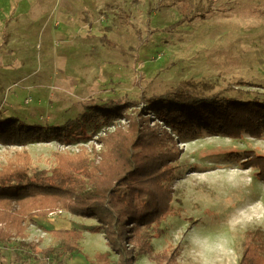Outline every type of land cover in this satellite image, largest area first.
I'll use <instances>...</instances> for the list:
<instances>
[{
  "label": "rangeland",
  "instance_id": "1",
  "mask_svg": "<svg viewBox=\"0 0 264 264\" xmlns=\"http://www.w3.org/2000/svg\"><path fill=\"white\" fill-rule=\"evenodd\" d=\"M177 89L264 101V0H0V120L52 132L25 145L0 135V172L52 175L60 155L96 165L99 137L115 127L98 106L130 104L116 123L146 118L171 132L164 148L180 151L165 181L174 213L140 229L153 254L171 256L163 264H239L252 234L264 256V180L244 164L251 151L264 155V131H173L151 106ZM32 220L23 237L0 242V264H90L110 248L92 232L95 218L57 207ZM69 228L83 232L75 254L51 233ZM135 264L159 263L137 253Z\"/></svg>",
  "mask_w": 264,
  "mask_h": 264
},
{
  "label": "trees",
  "instance_id": "2",
  "mask_svg": "<svg viewBox=\"0 0 264 264\" xmlns=\"http://www.w3.org/2000/svg\"><path fill=\"white\" fill-rule=\"evenodd\" d=\"M152 103L158 119L179 133L202 129L238 137L244 131L254 136L264 131V101L205 98L189 89H177ZM129 105L98 106L104 120L114 121L115 127L99 137L105 149L96 165L82 154L60 155L52 175L41 171L30 177L24 167L0 172V242L23 237L28 225L36 224L34 215H48L60 207L74 215L95 218L98 224L92 232H102L118 257L114 261L110 252H96L90 264H135L137 253L153 255L159 264L170 260L171 256L164 253L153 254L149 239L142 237L140 229L174 213L170 204L173 189L165 181L172 175L180 151L164 148V138L174 141V137L167 128H150L146 118L129 116L125 130L116 123ZM0 135L9 145H25L49 140L52 132L10 117L0 120ZM244 164L258 169V177L264 180L263 154L249 152ZM51 233L65 237L66 251H79L81 230ZM132 241L136 248L129 246ZM239 264H264L252 234L247 235Z\"/></svg>",
  "mask_w": 264,
  "mask_h": 264
},
{
  "label": "crops",
  "instance_id": "3",
  "mask_svg": "<svg viewBox=\"0 0 264 264\" xmlns=\"http://www.w3.org/2000/svg\"><path fill=\"white\" fill-rule=\"evenodd\" d=\"M36 221V220H35ZM70 229V228H69ZM1 243H3V242H1ZM97 252H110V253H113L112 251H111V249L110 248H106L105 250H101V251H97ZM75 254V253H74ZM95 255V254H94ZM113 255H115L116 256V258H113L114 259V261H116L117 260V255L116 254H114L113 253ZM112 255V256H113ZM79 259H81V256H79ZM86 261V260H85Z\"/></svg>",
  "mask_w": 264,
  "mask_h": 264
},
{
  "label": "built area",
  "instance_id": "4",
  "mask_svg": "<svg viewBox=\"0 0 264 264\" xmlns=\"http://www.w3.org/2000/svg\"><path fill=\"white\" fill-rule=\"evenodd\" d=\"M61 212V211H60Z\"/></svg>",
  "mask_w": 264,
  "mask_h": 264
}]
</instances>
